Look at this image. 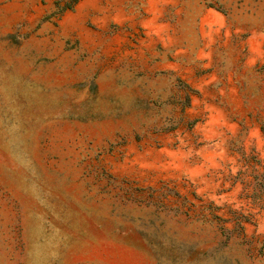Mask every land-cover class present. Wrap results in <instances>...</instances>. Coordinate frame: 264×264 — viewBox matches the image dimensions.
I'll return each instance as SVG.
<instances>
[{"label":"rangeland","instance_id":"obj_1","mask_svg":"<svg viewBox=\"0 0 264 264\" xmlns=\"http://www.w3.org/2000/svg\"><path fill=\"white\" fill-rule=\"evenodd\" d=\"M0 264H264V0H0Z\"/></svg>","mask_w":264,"mask_h":264}]
</instances>
